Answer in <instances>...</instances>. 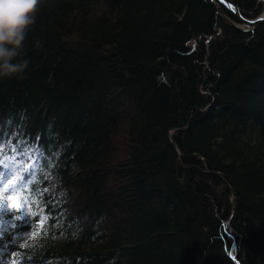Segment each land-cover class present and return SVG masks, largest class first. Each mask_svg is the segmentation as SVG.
I'll use <instances>...</instances> for the list:
<instances>
[{
	"label": "trees",
	"instance_id": "trees-1",
	"mask_svg": "<svg viewBox=\"0 0 264 264\" xmlns=\"http://www.w3.org/2000/svg\"><path fill=\"white\" fill-rule=\"evenodd\" d=\"M24 43L0 128L42 148L12 195L49 219L0 264H264V24L212 0H44Z\"/></svg>",
	"mask_w": 264,
	"mask_h": 264
},
{
	"label": "snow or ice",
	"instance_id": "snow-or-ice-1",
	"mask_svg": "<svg viewBox=\"0 0 264 264\" xmlns=\"http://www.w3.org/2000/svg\"><path fill=\"white\" fill-rule=\"evenodd\" d=\"M221 2L223 3L224 0ZM229 7H231L230 4ZM10 135V131L0 128V188L3 189V193L7 194L6 200L11 201V203L0 202V249L5 252L10 244L13 245V251L19 248V245L16 244L15 232L19 231L21 224L28 227V233L23 234V236L35 240L49 219L47 215L43 214L44 209H40V212L33 211L27 198L23 201L27 207L22 209V206L17 203V197L12 195V193H19L33 183L35 169L40 164L41 159L44 158V152L41 147L29 146L27 141L24 142V147H20L21 137H18L17 142L13 143L9 140ZM39 140L40 137H36V141ZM21 172L23 174H19ZM33 192H35L34 188ZM31 203L35 204L37 200L33 198ZM9 209H14L15 213L10 212ZM37 215L40 216L37 222L38 227L32 222V218ZM25 246L28 245L25 243ZM233 249H235V242H233ZM3 254L4 252H0V255ZM233 259L235 258L233 257ZM30 261L31 257L25 254L20 264H30Z\"/></svg>",
	"mask_w": 264,
	"mask_h": 264
},
{
	"label": "clouds",
	"instance_id": "clouds-1",
	"mask_svg": "<svg viewBox=\"0 0 264 264\" xmlns=\"http://www.w3.org/2000/svg\"><path fill=\"white\" fill-rule=\"evenodd\" d=\"M43 3L44 0H0V78H24L29 61L20 57Z\"/></svg>",
	"mask_w": 264,
	"mask_h": 264
},
{
	"label": "water",
	"instance_id": "water-1",
	"mask_svg": "<svg viewBox=\"0 0 264 264\" xmlns=\"http://www.w3.org/2000/svg\"><path fill=\"white\" fill-rule=\"evenodd\" d=\"M260 2L264 3V0H258ZM214 5L217 8V13L218 15H222L223 17H229L223 10L222 6L229 11L232 16H233V20H236V23H228L231 26L235 27V28H239L238 24H241L243 26L246 27V30H244L245 32H249L251 30H254L255 28L261 26L264 24V11L262 12V14L260 16H258L255 19L249 20V19H245L241 16L239 9L237 7V5L231 1V0H224V2L222 3L221 0H213ZM229 4L231 5V7H229ZM230 18V17H229Z\"/></svg>",
	"mask_w": 264,
	"mask_h": 264
},
{
	"label": "rangeland",
	"instance_id": "rangeland-1",
	"mask_svg": "<svg viewBox=\"0 0 264 264\" xmlns=\"http://www.w3.org/2000/svg\"><path fill=\"white\" fill-rule=\"evenodd\" d=\"M213 1V0H212ZM263 3V2H262ZM263 5H264V3H263ZM217 9V8H216ZM220 17H221V19H223L227 24L228 23H236L235 21L236 20H233L234 18H232V17H223L222 15H219ZM230 25V24H229ZM239 26V28H235V27H233V28H235V29H237V30H239V31H241V32H245L244 30H246V27L245 26H243V25H241V24H238ZM231 26V25H230ZM256 29V28H255ZM252 31V30H251ZM251 31H249V32H251ZM23 174V173H22ZM216 189V188H215ZM217 193H218V195H217V198H219L220 200H221V197H222V195L223 194H225V193H227V190H226V188H225V186L224 185H220L218 188H217ZM231 203H233L232 202V200H231Z\"/></svg>",
	"mask_w": 264,
	"mask_h": 264
},
{
	"label": "bare ground",
	"instance_id": "bare-ground-1",
	"mask_svg": "<svg viewBox=\"0 0 264 264\" xmlns=\"http://www.w3.org/2000/svg\"><path fill=\"white\" fill-rule=\"evenodd\" d=\"M19 174H22V172L21 173H19ZM72 217L76 220V221H78V222H80L82 225H84V220L83 219H81L80 218V216H79V214H77V213H74V215H72ZM68 224H69V228L70 229H68L69 230V232H70V234H72L73 236L76 234V236L77 235H79V234H81V232H82V228L83 227H77V228H73V223L71 222V221H68ZM89 230H93V228L91 227V226H89Z\"/></svg>",
	"mask_w": 264,
	"mask_h": 264
}]
</instances>
